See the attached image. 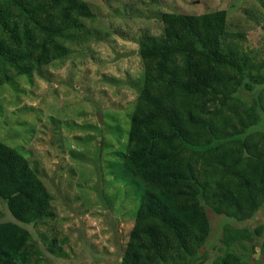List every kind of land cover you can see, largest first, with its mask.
<instances>
[{"label": "trees", "instance_id": "trees-1", "mask_svg": "<svg viewBox=\"0 0 264 264\" xmlns=\"http://www.w3.org/2000/svg\"><path fill=\"white\" fill-rule=\"evenodd\" d=\"M166 16L162 35L138 40L143 86L121 160L145 191L120 264H194L212 231L207 208L243 226L226 225L212 264H246L237 249L255 236L264 257V227L246 225L264 206V131H252L264 122V63L227 32L226 10ZM93 19L84 0H0V90L10 71L29 77L70 55ZM0 201L14 219L0 222V264H31L44 252L29 248L28 225L57 216L29 160L1 140Z\"/></svg>", "mask_w": 264, "mask_h": 264}, {"label": "rangeland", "instance_id": "rangeland-1", "mask_svg": "<svg viewBox=\"0 0 264 264\" xmlns=\"http://www.w3.org/2000/svg\"><path fill=\"white\" fill-rule=\"evenodd\" d=\"M84 1L95 13V19L85 21L87 42L42 67L41 73L22 77L10 71L12 80L0 90V140L29 160L51 193L57 216L28 225L33 231L29 248L44 252L33 253L31 264L122 261L145 191L121 160L143 86L138 55L142 34L162 35L165 15L226 10L227 32L264 63V0ZM252 131H264V122ZM207 212L212 231L194 264H212L223 255L227 224L243 227L209 208ZM11 220L0 201V222ZM246 225L264 227V206ZM54 240L60 255L48 253ZM262 240L255 236L245 242L247 251L237 249L246 264H264Z\"/></svg>", "mask_w": 264, "mask_h": 264}]
</instances>
